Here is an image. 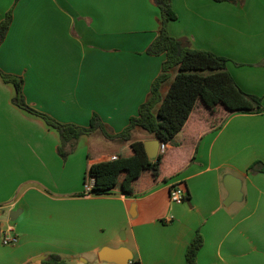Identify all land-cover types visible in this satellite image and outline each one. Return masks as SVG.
<instances>
[{"label": "crops", "instance_id": "1", "mask_svg": "<svg viewBox=\"0 0 264 264\" xmlns=\"http://www.w3.org/2000/svg\"><path fill=\"white\" fill-rule=\"evenodd\" d=\"M173 8L170 34L227 58L238 85L264 105V0H174ZM10 12L0 70L23 79L29 107L86 128L97 114L114 135L139 115L167 59L147 53L162 23L152 0H0V24ZM15 98L0 75V264H42L36 259L53 254L114 264L99 259L103 248H129L136 264H185L197 233L198 264H264V173L250 171L264 163V112H221L214 124L199 107L167 144L172 178L139 194L95 196L84 195L90 167L129 144L116 141L120 151L101 158L96 133L64 159L57 130ZM141 131L134 142L154 139L138 138ZM228 175L243 184L230 206ZM175 184L187 194L180 205L169 197ZM5 235L19 242L5 246Z\"/></svg>", "mask_w": 264, "mask_h": 264}, {"label": "trees", "instance_id": "2", "mask_svg": "<svg viewBox=\"0 0 264 264\" xmlns=\"http://www.w3.org/2000/svg\"><path fill=\"white\" fill-rule=\"evenodd\" d=\"M152 1L161 12L162 23L159 35L147 53L150 56L166 54L167 59L161 75L152 85L149 99L140 107L139 115L131 119L129 126L121 134L111 133L97 114L92 116L90 126L86 128L60 123L32 109L26 103L23 79L7 75L0 70L3 80L15 86L16 104L43 117L51 128L57 130L61 138L59 154L64 159L76 150L82 137L96 133L110 140L129 144L122 150L117 160L97 163L90 167L85 185L94 180V186L84 195H109L116 189L123 194L134 195L172 178L173 175L165 166L167 152L160 155L156 161H151L144 142L133 141L138 130L145 131L150 137L159 139L162 143L176 145L177 136L199 107L208 111L209 118L214 124L223 118L222 113L264 112L263 99L247 94L228 71L227 58L210 51L193 50L185 41L170 34V24L177 20L173 8L174 0ZM213 1L237 2V0ZM12 21L13 14L10 12L0 24V45L4 42ZM165 87H168L167 92L163 93ZM250 171L264 173V163H255ZM203 244V236L197 233L187 249L185 264H198V255ZM42 264L68 263L61 256L53 254Z\"/></svg>", "mask_w": 264, "mask_h": 264}, {"label": "water", "instance_id": "3", "mask_svg": "<svg viewBox=\"0 0 264 264\" xmlns=\"http://www.w3.org/2000/svg\"><path fill=\"white\" fill-rule=\"evenodd\" d=\"M161 141L159 139H150L144 142L145 149L148 158L151 161H156L160 156V145ZM225 189L227 190L229 196L225 201L226 206H230L235 202H239L243 198V184L242 181L232 175H228L224 180ZM47 256L40 257L36 259L37 261L47 260ZM99 259L104 262L114 263V264H130L133 261V254L127 248L111 249L103 248L99 253Z\"/></svg>", "mask_w": 264, "mask_h": 264}, {"label": "built area", "instance_id": "4", "mask_svg": "<svg viewBox=\"0 0 264 264\" xmlns=\"http://www.w3.org/2000/svg\"><path fill=\"white\" fill-rule=\"evenodd\" d=\"M167 151V144L161 143L160 145V155L164 154ZM118 157H112L111 161L117 160ZM94 186V180H90L85 185V192H90ZM169 197L170 201L173 204H183L186 200L187 194L183 187L178 184L172 185L169 189ZM3 245L5 246H13L19 242V238L17 236L10 237L5 235L2 239ZM130 264H133L131 261Z\"/></svg>", "mask_w": 264, "mask_h": 264}, {"label": "rangeland", "instance_id": "5", "mask_svg": "<svg viewBox=\"0 0 264 264\" xmlns=\"http://www.w3.org/2000/svg\"><path fill=\"white\" fill-rule=\"evenodd\" d=\"M138 138L143 140L145 138H148V134L141 131ZM91 141L93 144V151L100 153L101 158L111 156L112 154L119 152L121 149V147L116 141L110 140L102 136L101 134L99 135L96 134L93 137H91ZM133 264H136V263H134L133 261Z\"/></svg>", "mask_w": 264, "mask_h": 264}]
</instances>
